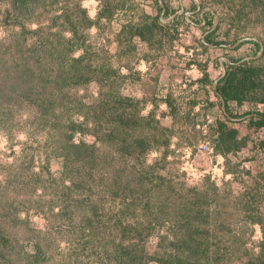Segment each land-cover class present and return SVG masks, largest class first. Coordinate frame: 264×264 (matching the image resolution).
<instances>
[{"label": "rangeland", "instance_id": "1", "mask_svg": "<svg viewBox=\"0 0 264 264\" xmlns=\"http://www.w3.org/2000/svg\"><path fill=\"white\" fill-rule=\"evenodd\" d=\"M68 46L71 82L44 121L36 81L63 67L45 51ZM232 62L264 67V0H0V264H124L119 241L148 264L195 260L173 253L188 234L185 204L209 222L210 256L219 248L222 264H256L264 126L251 117L263 92L223 106L215 86ZM28 64L37 78L22 79ZM120 115L135 127L116 146L107 125ZM71 121L86 131L68 140ZM81 141L95 149L71 148Z\"/></svg>", "mask_w": 264, "mask_h": 264}, {"label": "trees", "instance_id": "2", "mask_svg": "<svg viewBox=\"0 0 264 264\" xmlns=\"http://www.w3.org/2000/svg\"><path fill=\"white\" fill-rule=\"evenodd\" d=\"M86 20L88 22V24L92 23V21L89 19V17H86ZM138 34H142L141 31L138 32ZM210 35L205 37V45L210 43ZM257 42V41H255ZM259 45V43H258ZM64 52L63 54H54L51 53V50H47L45 51L46 54L50 57H52L51 59L57 60V63L60 62V64H62V69L59 68V71L57 72V76L55 77V79L52 81V79L50 77H43L39 78V81H36L38 83L41 84L42 86V92L39 91V94L41 96V103H40V110H41V116L44 120V118H47V121H50V115L52 114V110H55L56 102L57 101L55 98L58 96V94L56 92H60L61 88L68 84L69 82H71V76L68 75V77H64V59L65 56L64 54H67L71 51L70 46H68L67 48H64ZM33 51H36L37 49H32ZM70 50V51H69ZM51 54V55H50ZM25 55V54H24ZM62 57L60 60L58 59V57ZM37 57H39L37 55ZM82 58H84V56L79 57L77 59H73V62L75 60V62L80 63V61L82 60ZM25 65V62H23ZM76 64V63H75ZM248 62H243L240 64H237L236 62H232L229 65V68L226 69V73L217 81V84L215 86V92L219 95V97L223 98L225 105L227 106L229 101L231 100H242L244 98H247V94L251 89H254L255 86H259V89H262V97H260V99L264 102V67H251L247 65ZM32 67L28 64L27 67H25L22 71V79H25L26 76V72L27 74V79L29 80L30 78L35 79L37 78V73L35 72V69H31ZM26 70V71H25ZM41 72V71H40ZM46 73V70H45ZM81 74H76L77 77H79ZM260 75V76H259ZM259 76V80L260 82L257 80ZM27 80V81H28ZM63 82V85H60L59 82ZM52 82H56L57 83V87L54 89L53 93H51V95L49 94V87L50 84ZM18 83V81H17ZM28 84V83H27ZM18 86H21V83L19 82L17 84ZM32 88H34V86H32ZM31 93V89L29 91V94ZM59 98V97H57ZM55 99V100H54ZM222 100V99H221ZM223 102V101H222ZM45 106V107H43ZM85 115L84 122L85 120L87 121L89 119L87 113L83 112ZM55 115V114H54ZM83 115V116H84ZM55 119H59L57 118V116L55 115ZM251 119H257V125L258 126H264V111L261 113H257V114H253ZM94 127L95 126H101V119L94 117ZM46 121V120H44ZM75 123L73 121L69 122V127H71V131H69V135H68V140L72 139L73 135L75 134L76 131L79 130V132H85L86 131V127L83 126L82 124L84 123ZM255 122V123H256ZM109 131L107 133H109L110 135H113V137H116L117 135V140H115L112 144L114 145H118L116 144L117 142H119V140L123 141L124 139L126 140V135L127 133L135 127V122L132 119V117L130 116H126L125 115H120V118L118 121H112L111 125H107ZM97 130V129H95ZM96 132V131H94ZM120 134L122 135L120 138ZM125 136V137H123ZM224 139V138H222ZM66 143L64 142L62 151L67 155H69V152L74 149V150H78L79 152L82 150V148L84 149L85 152H87L89 149L91 148V151L93 149H95V144L87 145L86 142L81 141L78 144H75L73 142H71V148H69L68 145H65ZM133 145H135V143L129 145L127 148L130 150V147H133ZM90 146V147H88ZM126 148V149H127ZM129 150H125L124 152L129 153ZM82 153V152H80ZM83 179V178H81ZM119 179H116L115 186L114 187V191L113 194L114 196H119ZM72 181L73 183L76 184H80L77 183V180L74 179V177L72 176ZM102 181L104 182V179H102ZM83 182V181H81ZM76 184L70 185L69 189L74 188ZM71 187V188H70ZM112 186L107 188L109 192H112L111 189L113 188ZM129 195H133L135 192V189H131L129 191ZM128 199V197H127ZM132 202V201H131ZM195 206L194 204H191L190 206H188L187 204H185L184 207H181V215L182 217H189L188 220L186 221H180L181 222V226L187 228V237L183 240L180 241V238L177 241H173V245H175L176 251L178 252L180 250H185L188 249L190 250L193 254H196L195 260L192 259H184L183 257L179 256V255H173L170 254L169 258L167 259V261L165 260V264H203L201 262V259L203 261H205V264H211V262H213V260H215L216 263V259H218L220 261V263L217 264H222V258L225 256V252L223 253H219L220 249L218 248L217 250H213V254L212 256H210L207 253V250L209 248L212 247V245H216L218 246V243H213L212 238H210L209 236V232L206 229V226L209 224L208 221L206 220H202L201 221V217L199 216L200 214H202V210H195ZM162 208V207H161ZM97 210V209H96ZM162 211V210H161ZM208 213V211H207ZM94 214H96V212H94ZM194 217V218H193ZM193 218V219H192ZM194 220V221H193ZM185 224V225H184ZM131 226V225H130ZM91 229V228H90ZM95 229V228H94ZM126 232H130L131 230L125 226L124 227ZM132 231H136V229L138 230V227H136L135 225H132ZM93 230V227H92ZM94 231V230H93ZM142 234V232H140ZM140 234V236H141ZM148 233L146 235L143 236V238L147 237ZM142 237V236H141ZM127 246V245H126ZM124 245L123 242L118 243V246H114L116 248H118L119 250V255H117V257H119V261L122 258H127L129 257V260H125L124 264H148V260L147 261H140V255L141 253H136L131 251V248L129 246L126 247ZM260 247L262 249V253L258 255V257H256V264H264V239L262 240ZM215 256H218V258H216ZM214 264V263H213Z\"/></svg>", "mask_w": 264, "mask_h": 264}, {"label": "flooded vegetation", "instance_id": "3", "mask_svg": "<svg viewBox=\"0 0 264 264\" xmlns=\"http://www.w3.org/2000/svg\"><path fill=\"white\" fill-rule=\"evenodd\" d=\"M214 30H215V28L211 29V31H210V30L207 31V32L205 33V37L211 35V34L213 33ZM204 41H205V40H204ZM205 42H206V41H205Z\"/></svg>", "mask_w": 264, "mask_h": 264}, {"label": "water", "instance_id": "4", "mask_svg": "<svg viewBox=\"0 0 264 264\" xmlns=\"http://www.w3.org/2000/svg\"><path fill=\"white\" fill-rule=\"evenodd\" d=\"M261 50H263V45L261 44ZM226 73V69L223 70V75ZM222 75V76H223ZM217 83V82H216ZM222 101H223V106H225V103H224V100L223 98L221 97Z\"/></svg>", "mask_w": 264, "mask_h": 264}, {"label": "built area", "instance_id": "5", "mask_svg": "<svg viewBox=\"0 0 264 264\" xmlns=\"http://www.w3.org/2000/svg\"><path fill=\"white\" fill-rule=\"evenodd\" d=\"M201 146H204L205 148H207V145L206 144H201Z\"/></svg>", "mask_w": 264, "mask_h": 264}, {"label": "crops", "instance_id": "6", "mask_svg": "<svg viewBox=\"0 0 264 264\" xmlns=\"http://www.w3.org/2000/svg\"><path fill=\"white\" fill-rule=\"evenodd\" d=\"M221 64L223 65L222 61H221ZM224 70V69H223ZM223 75V74H222ZM217 84V83H216Z\"/></svg>", "mask_w": 264, "mask_h": 264}]
</instances>
